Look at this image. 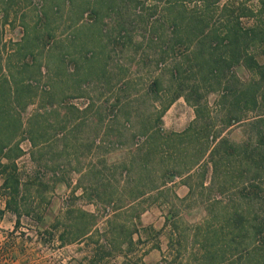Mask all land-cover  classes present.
<instances>
[{
  "label": "rangeland",
  "instance_id": "1",
  "mask_svg": "<svg viewBox=\"0 0 264 264\" xmlns=\"http://www.w3.org/2000/svg\"><path fill=\"white\" fill-rule=\"evenodd\" d=\"M167 1L0 0V137L10 134L3 111L15 103L36 140L32 145L26 133L22 137V191L11 194L0 177V264H235L247 255L252 235L236 238L234 249L227 232L221 240H207L208 256L195 245L205 236L196 234L198 226L215 211L221 226L229 202L209 205L208 193L205 200L186 193L184 178L170 176L186 172L183 162L191 165L195 151L186 141L164 147L157 139L154 128L181 132L197 116L186 97L177 96L172 74L187 52L165 53L159 42L146 44L153 33L149 15L160 25ZM199 1L186 6L203 15ZM233 2L253 7L257 1L220 0L219 6ZM216 7L211 13L218 19ZM118 23L125 29L113 31ZM162 32L167 37L173 30L161 28L157 35ZM235 70L244 80L251 77L242 65ZM29 88L36 93L24 99ZM217 98L209 93L211 104ZM247 125L235 124L225 135L242 143ZM220 164L225 171L226 163ZM140 191L145 197L134 201ZM221 195L228 199L216 192L210 197L217 201ZM53 203L64 212L43 222L41 212ZM253 204L248 210L261 205ZM83 212L93 215L86 236Z\"/></svg>",
  "mask_w": 264,
  "mask_h": 264
},
{
  "label": "trees",
  "instance_id": "2",
  "mask_svg": "<svg viewBox=\"0 0 264 264\" xmlns=\"http://www.w3.org/2000/svg\"><path fill=\"white\" fill-rule=\"evenodd\" d=\"M187 1L168 0L164 3L165 19L160 25L154 21V15L148 14L152 28L150 33H153L146 44L159 42L165 53L173 52L177 48L187 52L184 59L174 65L172 74L177 81V96H185L195 107L197 116L181 132L167 133L162 129H154L157 131V139L164 141V147L170 146L169 142L173 140L186 141L195 151L194 156L198 157L190 162L191 165L187 161L183 162L186 172L173 171L170 177H183L190 188V196L200 194L202 200H205L204 194L208 193L209 205L213 202L226 205L229 202L221 215L225 226L224 223L218 226L221 223L220 214L215 211L204 225L198 226L199 231L196 234L205 236L198 238L195 245L208 256L212 250L208 249L207 240H221L220 234L226 235L227 232L231 236L229 248L234 249L236 238L252 235V245H247L250 247L247 255L242 253L239 261L241 263H233L264 264V0H256L253 7L244 2H233L220 7V0H200L205 12L203 15L190 11L186 6ZM214 6L220 10H215L218 12V19L211 13ZM244 18H253L255 22L247 25ZM149 27L146 28L148 31ZM165 27L172 28V36L166 37L164 32L157 35ZM117 29L120 31L125 28L118 23L113 31L117 32ZM2 52L0 50L1 57ZM162 63L163 60L160 61ZM241 65L251 74L249 80H244L237 74L235 69ZM154 83L157 86L160 82ZM154 90L158 91V88L154 87ZM27 91L24 99L31 98L36 93L30 88ZM210 92L218 93L214 104L209 101ZM11 104L13 107L10 110L3 111L4 117H8L6 119L10 134L6 138L0 137V157L8 159L9 162L0 163V167L1 173L6 174L4 187L11 194L18 195L26 185L18 165V159L25 154L22 137L26 133L32 145H36V140L32 126H25L18 105ZM248 119L251 120L247 121ZM243 122L249 126L246 141L236 143L225 135L230 127ZM156 133L150 135L153 140ZM221 161L226 163L225 171L220 169ZM148 163L149 158L141 166L145 168ZM209 169L212 171L211 177ZM223 172L224 180L220 184L217 179ZM166 180L160 183L162 188L166 186ZM159 186L156 188L159 189ZM213 192L227 194L228 199L222 200L221 195L215 201L210 197ZM145 195V192L140 191L133 196L134 201ZM255 201L261 204L259 209L248 210V206H253ZM8 206H11L10 202ZM251 214L254 219L248 228L246 222H250ZM82 215L89 218L82 220L88 223L82 233L86 236L93 215L87 212ZM166 221L168 224L169 219ZM226 226H229L228 231ZM221 228H224V232ZM180 255L181 252L177 254Z\"/></svg>",
  "mask_w": 264,
  "mask_h": 264
},
{
  "label": "crops",
  "instance_id": "3",
  "mask_svg": "<svg viewBox=\"0 0 264 264\" xmlns=\"http://www.w3.org/2000/svg\"><path fill=\"white\" fill-rule=\"evenodd\" d=\"M9 162V160L8 159H6V158H2V157H0V163H8ZM0 177H3V182H4V180H5V177H6V174H0ZM2 186H0V188H1ZM183 188H186L187 189V191H186V193H188L189 192V189L185 186V185H183ZM128 207H130V206H125V207H123L122 209H125V208H128ZM4 208V207H3ZM11 207H7V209H9V210H11L12 211V209H10ZM9 210H7L6 211V213H5V215L9 212ZM119 210H121V209H119ZM14 211V210H13ZM15 212V211H14ZM64 211H63V209L60 207V205L58 204V205H56L55 203H53L52 205H49L47 208H45L44 209V211H42L41 213V218H42V220H43V222H52L54 219H56V218H60V216H61V213H63ZM136 220H137V218L135 217V218H133V222H136ZM163 251V250H162Z\"/></svg>",
  "mask_w": 264,
  "mask_h": 264
}]
</instances>
